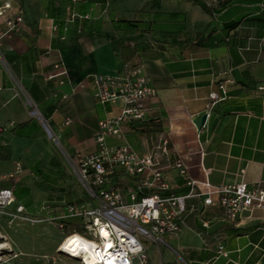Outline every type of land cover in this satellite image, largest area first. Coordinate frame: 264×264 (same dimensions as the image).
I'll list each match as a JSON object with an SVG mask.
<instances>
[{
    "label": "crops",
    "instance_id": "0c3cea01",
    "mask_svg": "<svg viewBox=\"0 0 264 264\" xmlns=\"http://www.w3.org/2000/svg\"><path fill=\"white\" fill-rule=\"evenodd\" d=\"M5 3L0 122L15 126L0 134V187L11 188L15 202L40 220L9 222L0 215V235H11L6 242L15 260L36 264L37 256L53 255L64 234L47 226L46 217L71 204L94 205L76 160L96 151L99 121L122 105L97 101L100 75L123 77L136 68L154 88L143 120L123 123V136L105 142L126 143L157 161L169 183L163 195L188 191L176 160L199 185L264 181V0H0V7ZM19 13L22 23L8 31L6 20ZM220 86L225 98L207 113L208 95L222 96ZM70 171L88 202L71 198ZM111 182L138 190L122 174ZM149 192L160 193L139 191ZM185 203L176 235L143 242L147 264H264V209L243 212L233 223L217 205L204 208L201 197ZM21 224L38 226L37 241L15 236Z\"/></svg>",
    "mask_w": 264,
    "mask_h": 264
},
{
    "label": "built area",
    "instance_id": "2783aa9c",
    "mask_svg": "<svg viewBox=\"0 0 264 264\" xmlns=\"http://www.w3.org/2000/svg\"><path fill=\"white\" fill-rule=\"evenodd\" d=\"M206 1L213 4L219 0ZM9 7L8 3L0 7V15ZM74 17L76 15L72 14L71 18ZM21 22L20 13L14 19H7V30L16 29ZM220 88L223 90L222 86ZM224 92L222 96L214 91L209 93L207 113L225 98ZM154 94V88L136 68L129 69L123 77L100 75L94 79V96L99 103L112 104L121 100L122 105L116 115L99 121L95 137L96 151L78 156L76 160L78 180L94 205L87 207L71 204L63 213L46 217L47 221L55 223L61 230L69 219L82 221V233L65 234L57 249L59 253L72 257L66 244L76 234L88 244L92 252V257L86 259V251L81 248L76 250L73 258L82 264H147L144 239L159 244L165 235H176L180 230L179 219L186 211L185 200L188 198L201 197L204 208L217 205L225 218L233 223L243 212L264 209V181L253 185H212L208 182L199 185L187 176L181 161L176 160L173 166L184 178L188 191L184 195H163L162 192L169 189V183L163 174V167L157 161L150 155H138L126 143L118 146L106 144L107 137L123 136V123L143 120L145 100ZM14 126L12 121L0 122V134ZM159 149L166 155V142ZM116 174L136 181L138 190L124 191L114 185L111 178ZM142 187L154 188L160 193L141 194L139 191ZM0 215L9 217V222L17 217L31 223L40 221L26 216L23 205L15 202L11 188L0 187ZM202 225L206 226L207 221H202ZM8 250L11 257H17L11 246ZM218 253L226 256L221 246ZM1 255L0 264L5 260L4 254ZM50 264H55V261L52 260Z\"/></svg>",
    "mask_w": 264,
    "mask_h": 264
},
{
    "label": "rangeland",
    "instance_id": "374dc122",
    "mask_svg": "<svg viewBox=\"0 0 264 264\" xmlns=\"http://www.w3.org/2000/svg\"><path fill=\"white\" fill-rule=\"evenodd\" d=\"M22 23V22H21ZM20 26V25H19ZM69 175L70 177H72L71 181H73V187H74V191L76 194H74V196H72L71 198L75 201H77L78 199H82L84 202H88L87 201V197H85V195L83 194V192L81 191V186L79 185V183L75 180L74 178V173L73 172H69ZM19 196L22 198L23 197V194H19ZM89 199V197H88ZM82 202V201H81ZM26 216L30 217L28 214H26ZM31 218H34V219H38L36 217H31ZM16 219V218H14ZM17 219H20V220H23L25 221L24 219H21V218H18ZM36 223V222H35ZM43 226H41L42 228H44V223H41ZM16 224H13L12 226H14ZM47 226L49 225L50 227H52L55 231V232H60V233H63L64 236L65 234H67V228H64L63 230L59 229L58 226L55 224V223H52V224H46ZM73 224H71L72 226ZM5 227L7 228L8 226L5 225ZM18 230H16V233H15V236H22V238L26 239L28 241V243L31 242V244H33L35 241H37L38 239V236L36 235L38 232H35V230H38V226L35 225L34 227H28V226H25L24 224H21V226H19L17 228ZM7 234V233H6ZM6 237L5 238H2L3 236L0 235V254H4V262L2 264H31L30 261L28 260H15L16 257H11L9 255V250H8V247H10V245L6 242L8 238H11V235L7 234L5 235ZM144 244L146 246V244L148 245L150 243V241H147L144 239ZM58 249V248H57ZM1 255V256H2ZM36 261L35 263L36 264H50V262L52 260L55 261V264H82L79 260L77 259H74L73 257H69L65 254H62V253H59L58 251L54 252L53 255L51 256H46V257H40V256H37L36 258ZM50 260V262L48 261Z\"/></svg>",
    "mask_w": 264,
    "mask_h": 264
},
{
    "label": "bare ground",
    "instance_id": "6f19581e",
    "mask_svg": "<svg viewBox=\"0 0 264 264\" xmlns=\"http://www.w3.org/2000/svg\"><path fill=\"white\" fill-rule=\"evenodd\" d=\"M66 245L67 247H69V251L71 252V254L69 255H71L72 257H75L76 250L78 248H81L84 251H86L85 253L86 259L92 257V252H90L88 248V244L76 234L69 238L68 243Z\"/></svg>",
    "mask_w": 264,
    "mask_h": 264
},
{
    "label": "trees",
    "instance_id": "16d2710c",
    "mask_svg": "<svg viewBox=\"0 0 264 264\" xmlns=\"http://www.w3.org/2000/svg\"><path fill=\"white\" fill-rule=\"evenodd\" d=\"M71 224H73L71 226ZM65 228H67V233L72 234V233H77L81 234L82 233V221L81 219H69L65 221Z\"/></svg>",
    "mask_w": 264,
    "mask_h": 264
},
{
    "label": "water",
    "instance_id": "95a60500",
    "mask_svg": "<svg viewBox=\"0 0 264 264\" xmlns=\"http://www.w3.org/2000/svg\"><path fill=\"white\" fill-rule=\"evenodd\" d=\"M204 118H205L204 116H202V117H201V122H203V121H204Z\"/></svg>",
    "mask_w": 264,
    "mask_h": 264
}]
</instances>
